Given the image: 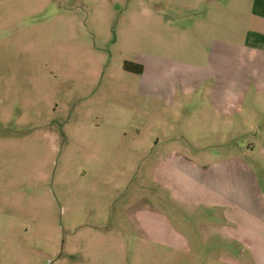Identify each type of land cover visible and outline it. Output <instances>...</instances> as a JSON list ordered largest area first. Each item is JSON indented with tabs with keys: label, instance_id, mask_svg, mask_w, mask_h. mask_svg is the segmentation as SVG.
Wrapping results in <instances>:
<instances>
[{
	"label": "rangeland",
	"instance_id": "obj_1",
	"mask_svg": "<svg viewBox=\"0 0 264 264\" xmlns=\"http://www.w3.org/2000/svg\"><path fill=\"white\" fill-rule=\"evenodd\" d=\"M258 2L0 0V264H263L256 225L245 253L226 254L194 239L169 250L136 223L150 202V233L180 216L185 233H205L210 210L176 182L193 173L211 185L197 167L239 156L264 188L252 135L264 132V97L248 94L229 124L210 83L183 84L209 39L245 41Z\"/></svg>",
	"mask_w": 264,
	"mask_h": 264
},
{
	"label": "crops",
	"instance_id": "obj_2",
	"mask_svg": "<svg viewBox=\"0 0 264 264\" xmlns=\"http://www.w3.org/2000/svg\"><path fill=\"white\" fill-rule=\"evenodd\" d=\"M11 1H17L14 7L19 6V0ZM257 6L255 9L257 12L255 11L254 14L258 17V26L250 25L245 41L238 43L218 36L209 39L208 48L202 53L204 54L202 61L204 60L205 64L199 63L200 65L193 66L194 72L200 76H196L195 84L190 83L188 79L183 83L186 93L197 89V86L210 83L207 90L213 98V105L220 115L230 119L229 124H233L236 115L243 113V102L247 100L248 94L257 96L256 101L264 97V0H259ZM19 14L21 12L14 9L8 15L19 16ZM197 27L198 32L204 34L205 21ZM190 29L192 27H188V30ZM183 30L187 29L183 28ZM193 57L201 58L200 51H197ZM190 84L194 88H191ZM247 124L250 128L257 129L249 122ZM252 131L255 130L252 129ZM252 135L255 139L253 144L261 146L259 156L255 158L257 163L258 158L264 159V132L256 131ZM247 151L249 153L247 155H254V149ZM243 153L246 154V151L244 150ZM236 159L235 157L231 161L217 162V164L205 166L207 168L203 166L194 169L198 174H203L201 169H205L209 173L205 176L210 180L211 185L199 184L193 173L192 176L184 174L177 177L176 182H179L177 187L180 193L196 200L189 205L194 206L193 208L202 207L210 210L209 217L202 220L207 228L205 233H185L187 224L183 216H180L178 220L175 218L163 222L162 232L150 233V227L153 226H150L152 224L149 202L145 209L137 213L136 223L140 227L137 236L143 240L157 241L169 250L178 252L192 251L197 243L191 245L189 242L194 239L195 242H199V247L203 242H210L212 248H221L227 254L233 253L237 245L240 252L245 253L250 248L248 242L251 241V232H254L250 230V224L258 226V232L264 233V188L256 181L249 182L252 177L255 178L254 172L241 157L238 156V160ZM235 176L243 178L242 184L234 185ZM260 176L264 177V172ZM238 193L241 195L238 196ZM185 206L188 204L183 207ZM140 213L144 216L140 217L138 215ZM258 237L264 241V235H258ZM259 254L264 264L263 248Z\"/></svg>",
	"mask_w": 264,
	"mask_h": 264
},
{
	"label": "trees",
	"instance_id": "obj_3",
	"mask_svg": "<svg viewBox=\"0 0 264 264\" xmlns=\"http://www.w3.org/2000/svg\"><path fill=\"white\" fill-rule=\"evenodd\" d=\"M124 69L128 72L139 74V75L144 73V66L140 63L126 61L124 63Z\"/></svg>",
	"mask_w": 264,
	"mask_h": 264
}]
</instances>
